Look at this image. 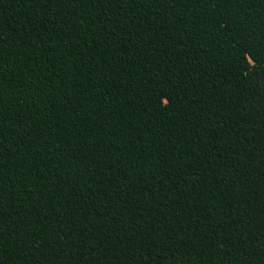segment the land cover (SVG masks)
Listing matches in <instances>:
<instances>
[{"label":"trees","instance_id":"16d2710c","mask_svg":"<svg viewBox=\"0 0 264 264\" xmlns=\"http://www.w3.org/2000/svg\"><path fill=\"white\" fill-rule=\"evenodd\" d=\"M0 264H264V0H0Z\"/></svg>","mask_w":264,"mask_h":264}]
</instances>
